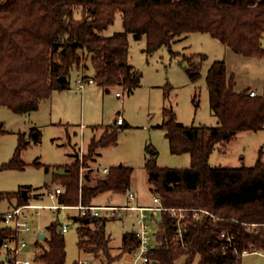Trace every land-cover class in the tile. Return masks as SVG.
I'll return each mask as SVG.
<instances>
[{
    "label": "trees",
    "instance_id": "16d2710c",
    "mask_svg": "<svg viewBox=\"0 0 264 264\" xmlns=\"http://www.w3.org/2000/svg\"><path fill=\"white\" fill-rule=\"evenodd\" d=\"M77 9L82 10L81 18L76 17ZM118 13H122L124 30L104 36ZM194 32L209 33L244 56L264 58V0H0V106L16 113L37 111L43 99L66 87L60 77L68 78L82 67L89 70L85 62L88 55L92 79L98 85H124L134 90L139 78L129 63V34L138 40L146 37L145 51L151 55L163 46L171 47L177 36ZM188 72L192 79L200 74L198 67ZM207 84L218 126H186L167 109L161 125L171 153H189L191 166L161 168L154 158L145 165L162 205L188 210L181 239L171 212L163 211L160 219L155 218L159 228L150 254L153 263L243 264L245 253L264 251V162L258 159L252 167L230 168L209 163L218 143H228L242 131L264 129V87L256 96L250 95L251 89L236 91L235 77L228 74L224 60L213 63ZM125 125L124 121L108 127L111 131L92 140L84 162L75 155L62 172L53 174V184L65 189L58 196L59 204L89 206L103 193L131 190V166L110 167L108 176L93 186H82L80 180V170L88 166L95 150L116 144L119 128ZM27 145L21 139L14 158L3 167H21L20 153ZM85 178L89 181L90 177ZM13 199H17V207L29 203L31 196L26 199L22 192H0V205ZM77 218L79 235L87 237L79 241V247L103 254L112 262L106 218ZM47 231L49 237L36 242L38 264H65L66 242L58 220ZM223 231L233 236L232 244L221 237ZM15 234L0 227V246ZM138 246L136 233H125L122 256Z\"/></svg>",
    "mask_w": 264,
    "mask_h": 264
},
{
    "label": "rangeland",
    "instance_id": "374dc122",
    "mask_svg": "<svg viewBox=\"0 0 264 264\" xmlns=\"http://www.w3.org/2000/svg\"><path fill=\"white\" fill-rule=\"evenodd\" d=\"M76 17H82L81 9H77ZM123 30V16L118 13L114 24L102 34L109 37ZM146 46V37L138 40L129 34V63L139 78V85L134 90L130 91L124 85L104 88L96 82L89 83L93 69L88 55L85 62L89 70L82 67L73 71L67 78L66 87L57 90L47 101L43 99L37 111L16 113L6 106L0 107V192L19 193L30 189L31 203L57 205V198H51L50 192L57 187L62 192L65 189L60 184H53V174L62 172L64 166L75 160V155L84 162L91 139L98 140L106 131H111L108 127L114 126L118 116L122 115L126 125L119 128L117 143L98 147L87 161L88 166L80 170L82 186H93L100 179L96 167L131 166V190L136 194L134 205L154 206L156 195L149 182L147 161L154 158L161 168H189L192 160L189 153H171L166 130L161 127L166 119L164 110H172L177 121L186 126H218V118L210 107L207 75L213 63L221 60L226 62L228 74L234 75L236 90L263 91L264 58L236 53L209 33H184L176 37L171 47L163 46L151 55H147ZM197 67L200 74L192 79L188 70ZM79 78L84 79L82 90L76 89ZM117 92L122 93L121 98L116 96ZM248 136L250 138L243 140L239 137L230 145L218 143L211 155V165L238 167L244 161L253 166L262 152L264 130ZM21 139L28 142L20 153L23 165L4 168L14 158ZM82 145L83 151L78 152ZM223 147L226 149L221 151ZM91 167L94 171H90ZM86 176L90 177L89 181ZM16 203L17 199L3 201L0 212L13 209ZM93 204L120 206L133 203L128 202L126 193L106 192L95 198ZM39 212L32 218L33 232L24 236L31 247L41 234L49 237L47 227L58 220L60 229L63 225L69 228L64 234L65 264L80 260H87L88 264H126L130 260L129 254L122 256V241L125 233L137 229V214L124 219L118 216L106 219L105 232L110 239L112 255L109 263L107 256L79 247V241L87 240L86 236L79 235L81 224L73 219L79 211L44 208ZM150 225L152 233L157 232L158 223L150 221ZM90 227L95 229L94 224ZM154 239L157 243L156 234ZM30 250H25L23 259L32 256ZM242 262L264 264V256L250 253L243 256Z\"/></svg>",
    "mask_w": 264,
    "mask_h": 264
},
{
    "label": "built area",
    "instance_id": "2783aa9c",
    "mask_svg": "<svg viewBox=\"0 0 264 264\" xmlns=\"http://www.w3.org/2000/svg\"><path fill=\"white\" fill-rule=\"evenodd\" d=\"M89 83H95L94 79L90 78ZM84 86V79L79 78L77 80V88L82 90ZM251 96L258 95V92L252 90L250 92ZM117 97H122V93L117 92ZM124 119L121 115L118 116L116 124H123ZM80 151H83L80 148ZM95 168L91 167L90 171H94ZM97 173L100 176L99 178H105L108 176L110 169H99L96 167ZM62 193V189L57 187L54 191L50 192L51 198H57L59 194ZM127 199L128 202L133 203L131 205H83L79 204L76 206H66L62 204L57 205H40L33 204L31 202L14 207L11 210L0 212V227H7L11 230L15 231V235L12 237L6 238L2 245L0 246V264H38L37 257L40 255V249L36 247L37 241H42L40 237L35 241L33 247L29 245L24 236L26 234H31L33 232L32 227V218L35 214H39V210L44 208H50L52 210H62V209H73L79 211L78 216H87L91 217H101V218H111V217H121L122 219L127 216H135L136 214V224L137 229L134 231L139 239V246L133 250L129 256L130 260L127 261L126 264H152L153 261L150 257V254L153 252L155 245L154 236L156 234L152 233L150 221H156L155 218L159 219L161 212L169 211L172 216L177 220V238H183V233L185 231L184 218L186 216L187 209L183 208H166L162 205L161 199L157 196L154 198V206H140L134 205V201L136 200V194L132 190L127 191ZM106 212V214L104 213ZM69 230L68 226L63 225L60 229L62 234H65ZM158 230V228H157ZM221 237L227 239V241L232 244L233 236L225 231L221 232ZM232 246V245H231ZM30 254L32 255L30 258L23 259L22 254L25 250L30 249ZM235 248V247H233ZM264 256V251L256 252ZM250 253H245V255ZM78 264H88L87 260H80Z\"/></svg>",
    "mask_w": 264,
    "mask_h": 264
},
{
    "label": "crops",
    "instance_id": "0c3cea01",
    "mask_svg": "<svg viewBox=\"0 0 264 264\" xmlns=\"http://www.w3.org/2000/svg\"><path fill=\"white\" fill-rule=\"evenodd\" d=\"M92 78V77H91ZM77 90H79L78 88H76ZM245 90V89H244ZM252 90H255V89H251V91ZM236 91H242V90H236ZM256 91V90H255ZM55 92H57V90H55L53 93H52V95L50 96V97H52L53 96V94L55 93ZM256 92H258V91H256ZM263 91H261V92H258L259 94L260 93H262ZM49 97V98H50ZM118 98H121V97H118ZM44 100H46V99H44ZM44 100H42V101H44ZM48 100V99H47ZM46 100V101H47ZM41 101V102H42ZM1 107V106H0ZM122 116V115H121ZM123 118V117H122ZM124 119V118H123ZM124 121L126 122V120L124 119ZM264 129H261V130H259V131H263ZM259 131H242V132H239V133H237V135H236V137L234 138V139H232L230 142H228V144L230 145V143H232L233 141H235V139H237V138H241L242 140L243 139H247V137L248 138H250V136H248L249 134H252V133H255V132H259ZM93 139H96L95 137H93L92 139H91V141L89 142V145H90V143L92 142V140ZM89 145H88V147H89ZM264 146V145H263ZM263 146L261 147V154L259 153V156L257 157V159H256V161H255V164H256V162L258 161V159H261L262 160V162H264V149H263ZM80 148H82L83 149V145L82 146H80V147H78V152H80ZM226 149V147H223L222 148V150L221 151H223V150H225ZM242 154V153H241ZM212 155V154H211ZM242 157V156H241ZM242 160H245L244 159V157H242L241 158ZM210 160H211V156H210V159H209V163H210ZM243 162V165H245V166H248V167H252V166H250V165H246V163H244V161H242ZM254 164V165H255ZM120 165H123V164H120ZM210 165H211V163H210ZM243 165H240V166H238V167H241V166H243ZM253 165V166H254ZM117 166V165H116ZM125 166H127V165H125ZM212 166V165H211ZM213 167H218V166H213ZM231 166L230 165H227L226 166V168H230ZM99 168V167H98ZM99 169H101V168H99ZM110 169V168H109ZM138 205H140V206H146L145 204H143V203H138ZM147 206H149V205H147ZM45 238V237H44Z\"/></svg>",
    "mask_w": 264,
    "mask_h": 264
},
{
    "label": "water",
    "instance_id": "95a60500",
    "mask_svg": "<svg viewBox=\"0 0 264 264\" xmlns=\"http://www.w3.org/2000/svg\"><path fill=\"white\" fill-rule=\"evenodd\" d=\"M67 77L66 76H62V77H60L59 78V81L61 82V85L64 87L65 86V83L67 82ZM22 195L24 196V198H26V199H29V197H30V195H29V192H28V190L27 189H24V190H22ZM73 219L77 222V216H74L73 217ZM40 239L41 240H43L44 239V235L43 234H41L40 236ZM153 264H157V262H154Z\"/></svg>",
    "mask_w": 264,
    "mask_h": 264
}]
</instances>
